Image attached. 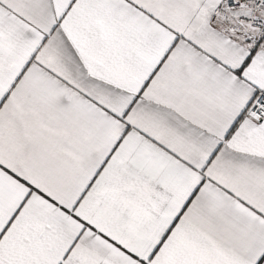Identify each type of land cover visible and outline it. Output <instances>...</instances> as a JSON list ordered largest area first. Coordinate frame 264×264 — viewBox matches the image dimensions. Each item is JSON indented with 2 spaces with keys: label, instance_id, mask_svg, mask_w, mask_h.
Here are the masks:
<instances>
[{
  "label": "snow or ice",
  "instance_id": "snow-or-ice-1",
  "mask_svg": "<svg viewBox=\"0 0 264 264\" xmlns=\"http://www.w3.org/2000/svg\"><path fill=\"white\" fill-rule=\"evenodd\" d=\"M0 264H264V0H0Z\"/></svg>",
  "mask_w": 264,
  "mask_h": 264
}]
</instances>
